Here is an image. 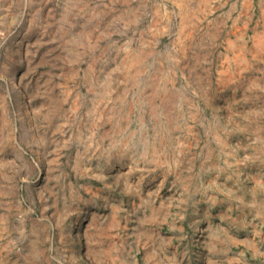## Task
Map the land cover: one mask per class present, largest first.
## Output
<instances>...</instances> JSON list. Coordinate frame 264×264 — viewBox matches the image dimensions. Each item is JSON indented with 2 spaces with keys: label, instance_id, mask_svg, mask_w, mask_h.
Segmentation results:
<instances>
[{
  "label": "rangeland",
  "instance_id": "obj_1",
  "mask_svg": "<svg viewBox=\"0 0 264 264\" xmlns=\"http://www.w3.org/2000/svg\"><path fill=\"white\" fill-rule=\"evenodd\" d=\"M253 233L264 0H0V264H217L196 239Z\"/></svg>",
  "mask_w": 264,
  "mask_h": 264
},
{
  "label": "crops",
  "instance_id": "obj_2",
  "mask_svg": "<svg viewBox=\"0 0 264 264\" xmlns=\"http://www.w3.org/2000/svg\"><path fill=\"white\" fill-rule=\"evenodd\" d=\"M219 193V192H216ZM219 194L216 196H213L211 199L207 200V213L208 216H213L210 213V209L214 210L216 207H223L228 209L230 204L227 203V201L224 199L223 196L219 199ZM186 198V197H185ZM181 199L178 201V199H174V201H164L167 205L164 207L169 208L174 204V207L178 206L177 202L180 203V205L186 203V199ZM171 202V203H170ZM193 202V200L191 201ZM189 207V206H188ZM188 209V208H187ZM186 209V210H187ZM189 210L191 212L189 213H183L182 207L180 211L176 212V215L174 214L173 220H174V231H173V238L176 242L174 245V252L178 251L182 244V235H181V225H178V223H183V221L190 219L191 221L195 220L197 217L195 213H197V205L196 203H191ZM199 212V211H198ZM210 213V214H209ZM198 214V213H197ZM169 217L171 215L169 214ZM254 234V233H253ZM258 235L254 234V237H243V238H233L234 243H231V245L236 249V257L233 255L231 256L229 254V245L226 243H221L218 241L219 238H210L208 241H206V249L202 250L203 248L198 247V240L196 239V242H193V247L191 248L190 255L192 256H198L202 255L204 253H207L208 255L218 256L219 259L217 261V264H264V249L261 248V244H259L258 240L256 241V237ZM212 237V236H211ZM258 238L261 240V238L258 236ZM216 240V241H215ZM223 240V239H222ZM252 257V261H247L246 256ZM227 256V258H225Z\"/></svg>",
  "mask_w": 264,
  "mask_h": 264
}]
</instances>
